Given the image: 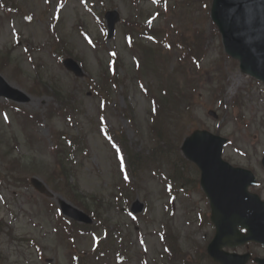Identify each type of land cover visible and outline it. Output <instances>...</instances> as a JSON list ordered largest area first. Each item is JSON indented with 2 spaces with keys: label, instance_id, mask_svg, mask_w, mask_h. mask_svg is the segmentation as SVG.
I'll return each instance as SVG.
<instances>
[{
  "label": "rangeland",
  "instance_id": "rangeland-1",
  "mask_svg": "<svg viewBox=\"0 0 264 264\" xmlns=\"http://www.w3.org/2000/svg\"><path fill=\"white\" fill-rule=\"evenodd\" d=\"M15 2L19 9L15 12V6L10 2H0V55L8 47L11 49L6 54L8 59L10 54L15 59H10L13 63L2 67L0 73L7 82L30 98L17 104L0 97V172L6 175V180L0 178V217H4L11 228L9 234L7 228L0 232L1 264H76L71 259L72 249L66 244L53 218L47 214L42 195L17 179L36 175L44 182L43 173L46 175L47 172L48 176L49 166L54 160L51 150L53 129L71 136L83 134L85 143L75 157L73 175L78 191L85 196L92 193L106 202L112 201L115 188L124 189L127 180L120 173L114 146L98 131L100 117L115 132L121 130L128 154L141 152L142 160L149 162L134 163L133 169H130L134 173L135 188L131 201L135 198L144 201L146 208L133 219L128 212L114 207L115 201L111 202L103 212V219L109 229L113 230L118 225L123 231L128 252L122 254L125 257L122 263L114 258L116 253L111 250L109 257L104 256V259L88 264H139L142 256L150 259L152 264L160 261L162 244L155 232L168 219H171L181 249L188 254V259L198 258L202 246H206L213 235L208 223L200 225L199 211L202 216L208 217L210 208L207 198L197 186L195 167L190 165L192 163L181 164L179 158L182 153L175 150L169 140L166 149L165 146L158 149L163 155L151 151L157 143L156 137L152 138L153 134L148 131L151 123L149 98L138 88L139 71L134 69L136 67L131 50L127 49L125 43L122 23L117 22L115 34L107 38L103 26L97 22L95 14L104 15L107 9L117 10L120 19L127 16L134 18L133 15H136L144 24H148L152 17L153 26L171 33L193 26L205 30L208 35L207 54L202 61L201 71L195 77L196 88L186 84L179 86L185 93H194L192 112L189 107V111L180 107L177 111L168 109L164 104L165 97L161 96V110L155 119L156 124L160 135L166 132L173 135V131L176 132L178 139L173 140L174 144L181 143L193 128H205L226 136L232 143L223 150V159L251 169L259 180V186L251 189L264 197V168L260 161L264 152V91L259 82L239 71L237 61L224 53L220 36L210 28V19L203 6L193 4L191 0H167L165 3L138 0V10L128 0ZM12 45H15L13 49ZM113 49L118 55L120 76L119 84L115 82L110 87L112 93L107 103L88 90V83L91 79L101 78L107 68L109 52ZM168 55L171 71L177 60L175 55ZM64 57H72L79 62L83 68L82 76H73L71 71L64 68ZM146 80L149 86L155 76L146 77ZM220 83L224 85V90L216 96L223 101L221 107L212 98L214 89ZM43 84L47 85L49 91L59 93L58 100L53 94L43 91ZM192 87L195 89L191 90ZM158 89L153 86L151 91ZM234 98L238 99L236 105H232ZM63 100L74 104L70 106L71 110L78 107L73 118L65 120L56 111L51 114L53 117L48 118L46 112L52 105L60 111L63 109ZM10 103L19 106V111L7 105ZM210 109L222 115V120L210 117L207 114ZM30 112L40 116V124L35 125L25 117ZM184 115H188V118ZM173 123L174 128H171ZM150 155L153 156L151 162ZM30 160L35 161L36 169L39 167L44 171L42 175L25 171L24 167ZM156 164L159 170H156ZM172 176L175 178L174 187H179V190L172 198L173 210H168L165 205L170 198L167 196V185L168 177L172 180ZM54 193L53 202L56 203L58 196L68 201L65 193ZM76 237L77 252L85 251L86 256H90L92 236ZM31 239L38 243L41 255L34 249ZM117 243L115 246H119ZM197 261L194 264H212L206 254Z\"/></svg>",
  "mask_w": 264,
  "mask_h": 264
},
{
  "label": "water",
  "instance_id": "water-1",
  "mask_svg": "<svg viewBox=\"0 0 264 264\" xmlns=\"http://www.w3.org/2000/svg\"><path fill=\"white\" fill-rule=\"evenodd\" d=\"M212 6V17L222 31L225 49L239 59L241 70L264 81V0H213ZM0 84L2 90L10 89L1 78ZM205 133L195 132L191 137L194 139L202 134L203 138ZM217 139V143L220 140L223 142ZM203 146L206 150L205 158L210 163L203 173L204 181L209 182L211 178L217 177V182L228 183L224 190H235L246 185L244 177L228 175L219 170L225 164L219 161V147L216 144L206 142ZM238 180L240 184H237ZM33 182L41 187L39 182Z\"/></svg>",
  "mask_w": 264,
  "mask_h": 264
},
{
  "label": "trees",
  "instance_id": "trees-1",
  "mask_svg": "<svg viewBox=\"0 0 264 264\" xmlns=\"http://www.w3.org/2000/svg\"><path fill=\"white\" fill-rule=\"evenodd\" d=\"M199 32V31H198ZM197 31L193 32L191 35H186L183 39L187 42L188 51L196 53L195 46L202 47L204 44L203 38L199 35ZM191 47V48H190Z\"/></svg>",
  "mask_w": 264,
  "mask_h": 264
}]
</instances>
